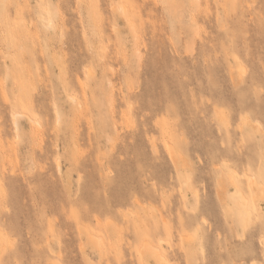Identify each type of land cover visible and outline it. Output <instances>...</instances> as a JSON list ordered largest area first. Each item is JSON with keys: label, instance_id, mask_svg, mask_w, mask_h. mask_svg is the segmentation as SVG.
<instances>
[{"label": "rangeland", "instance_id": "rangeland-1", "mask_svg": "<svg viewBox=\"0 0 264 264\" xmlns=\"http://www.w3.org/2000/svg\"><path fill=\"white\" fill-rule=\"evenodd\" d=\"M263 188L264 0H0V264H264Z\"/></svg>", "mask_w": 264, "mask_h": 264}, {"label": "bare ground", "instance_id": "bare-ground-1", "mask_svg": "<svg viewBox=\"0 0 264 264\" xmlns=\"http://www.w3.org/2000/svg\"><path fill=\"white\" fill-rule=\"evenodd\" d=\"M71 101L73 102L74 99L71 98ZM249 184H250L251 186H252V185H255L254 182H253L252 180L249 181ZM260 192L264 194V188H263L262 190H260ZM90 236H91V235H90ZM98 246H99V245H98ZM98 246H96V247H98ZM97 250H98V249H97ZM98 253H99V252H98ZM100 255H101V254H100Z\"/></svg>", "mask_w": 264, "mask_h": 264}]
</instances>
